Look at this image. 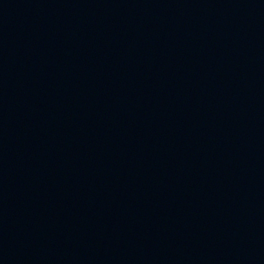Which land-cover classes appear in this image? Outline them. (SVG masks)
<instances>
[{
	"label": "water",
	"instance_id": "water-1",
	"mask_svg": "<svg viewBox=\"0 0 264 264\" xmlns=\"http://www.w3.org/2000/svg\"><path fill=\"white\" fill-rule=\"evenodd\" d=\"M0 264H264V0H0Z\"/></svg>",
	"mask_w": 264,
	"mask_h": 264
}]
</instances>
